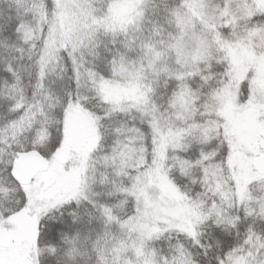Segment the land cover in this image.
Listing matches in <instances>:
<instances>
[{
  "label": "snow or ice",
  "instance_id": "6c2138e0",
  "mask_svg": "<svg viewBox=\"0 0 264 264\" xmlns=\"http://www.w3.org/2000/svg\"><path fill=\"white\" fill-rule=\"evenodd\" d=\"M0 264H264V0H0Z\"/></svg>",
  "mask_w": 264,
  "mask_h": 264
}]
</instances>
